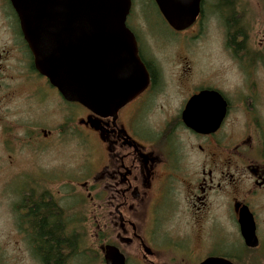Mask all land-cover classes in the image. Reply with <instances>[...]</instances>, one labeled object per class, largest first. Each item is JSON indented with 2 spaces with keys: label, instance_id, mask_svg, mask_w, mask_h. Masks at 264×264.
Wrapping results in <instances>:
<instances>
[{
  "label": "flooded vegetation",
  "instance_id": "af4514ba",
  "mask_svg": "<svg viewBox=\"0 0 264 264\" xmlns=\"http://www.w3.org/2000/svg\"><path fill=\"white\" fill-rule=\"evenodd\" d=\"M235 1L200 0L177 31L150 0L169 35L148 39L131 4L148 82L95 114L36 70L0 0V187L19 189L11 234L36 264H106L108 249L124 264H264V39L249 50ZM210 17L217 54L201 51ZM76 149L81 162L59 166Z\"/></svg>",
  "mask_w": 264,
  "mask_h": 264
},
{
  "label": "water",
  "instance_id": "95a60500",
  "mask_svg": "<svg viewBox=\"0 0 264 264\" xmlns=\"http://www.w3.org/2000/svg\"><path fill=\"white\" fill-rule=\"evenodd\" d=\"M10 1L36 70L67 102L100 114L147 85L134 36L126 27L131 0ZM154 1L177 31L191 26L199 14L200 0ZM107 252L106 264H124L117 251Z\"/></svg>",
  "mask_w": 264,
  "mask_h": 264
},
{
  "label": "rangeland",
  "instance_id": "374dc122",
  "mask_svg": "<svg viewBox=\"0 0 264 264\" xmlns=\"http://www.w3.org/2000/svg\"><path fill=\"white\" fill-rule=\"evenodd\" d=\"M236 9L232 12L236 19L243 21H251L249 28L244 32L247 38L249 50L251 52H258L256 41L258 38L264 39V0H236ZM133 6V19L131 25L138 30V34L141 37H167L169 35L166 30L162 19L158 15V12L151 4L150 0H132ZM229 20L233 21L232 15L229 13ZM260 21V22H259ZM217 17H210L208 24L211 25L212 38L203 42V48L201 51H209L217 54V33L214 26L218 25ZM256 22V23H254ZM231 30L229 29V32ZM231 33V32H230ZM236 41V39H235ZM264 42V40H263ZM264 45V44H263ZM207 48V49H206ZM231 45L229 46V52ZM244 52V51H242ZM237 69V64L231 60L229 56V74L230 81L235 83L237 80L234 75ZM233 70V71H232ZM232 71V72H231ZM59 116H62L60 109L58 110ZM77 150V149H76ZM74 152V153H73ZM72 156L59 155L58 163L67 164V166H76L81 162V151L77 150L71 152ZM16 184H12L5 189L0 187V264H36L32 258V254L25 251L21 244H17V237L11 234L12 219L9 218L11 208L16 207L17 195L14 196L10 193H17L19 189ZM4 191L10 196L4 194ZM77 197L75 196V199Z\"/></svg>",
  "mask_w": 264,
  "mask_h": 264
}]
</instances>
